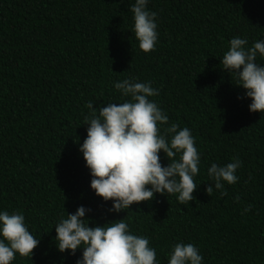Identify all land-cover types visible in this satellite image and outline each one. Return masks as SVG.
Masks as SVG:
<instances>
[{
  "label": "trees",
  "instance_id": "trees-1",
  "mask_svg": "<svg viewBox=\"0 0 264 264\" xmlns=\"http://www.w3.org/2000/svg\"><path fill=\"white\" fill-rule=\"evenodd\" d=\"M131 2L0 0V210L22 212L39 238L32 256L10 264H75L82 250L59 252L54 224L80 205L90 225L124 218L159 264L177 241L196 245L204 264H264V113L249 110L220 65L233 36L264 39V0H148L158 14L149 52L132 32ZM133 77L158 89L151 99L168 124L191 130L200 165L190 202L156 193L116 213L90 188L78 147L87 102L128 99L113 83ZM233 158L238 180L208 194L207 168Z\"/></svg>",
  "mask_w": 264,
  "mask_h": 264
},
{
  "label": "clouds",
  "instance_id": "clouds-1",
  "mask_svg": "<svg viewBox=\"0 0 264 264\" xmlns=\"http://www.w3.org/2000/svg\"><path fill=\"white\" fill-rule=\"evenodd\" d=\"M148 0H132V32L144 52L153 50L158 40L157 12L147 7ZM220 57L222 70L250 98L248 108L264 113V39L248 44L246 37L233 36ZM113 86L122 102H109L98 108L87 102L89 112L83 115L86 133L79 151L90 171V188L104 201H111L109 212L127 210L133 203L150 201L156 193L176 194L181 204L194 199L197 188L194 177L199 172L200 154L188 127L168 124L169 117L151 97L158 89L151 81L125 78ZM240 97H238L239 99ZM159 126L167 125L163 131ZM168 158L162 165L160 151ZM239 158L218 165L212 162L207 175L212 181L205 188L225 194V184L238 180ZM239 197H237L238 199ZM84 205L74 213L61 216L55 226L54 243L59 252L81 255L75 264H159L156 249L149 238L133 233L124 218L90 225ZM244 211H248L247 208ZM39 238L29 231L22 212L0 210V264H10L16 254L32 256ZM167 264H204L203 256L193 243L177 241L167 253Z\"/></svg>",
  "mask_w": 264,
  "mask_h": 264
}]
</instances>
